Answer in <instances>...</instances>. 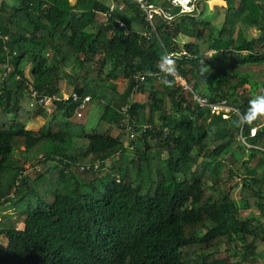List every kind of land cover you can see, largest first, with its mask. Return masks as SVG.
I'll use <instances>...</instances> for the list:
<instances>
[{
    "label": "trees",
    "instance_id": "trees-1",
    "mask_svg": "<svg viewBox=\"0 0 264 264\" xmlns=\"http://www.w3.org/2000/svg\"><path fill=\"white\" fill-rule=\"evenodd\" d=\"M144 1L168 17L149 21L133 0H110L112 10L102 0H0V210L11 211L0 218V264L262 259L264 152L251 149L242 160L238 134L242 124L245 140L264 148V112L243 122L250 102L264 97V81L221 67L234 57L240 66L264 65V0H222L211 9L209 0H192L190 12ZM165 55L195 92L225 100L235 110L230 119L194 106L159 67ZM62 75L102 106L89 133L73 122L75 105L48 114L20 104L29 87L60 93ZM136 94L146 102L132 101ZM123 107L133 133L121 131L125 141L111 135ZM35 116L48 120L31 130ZM97 161V171H79ZM52 171L55 187H38ZM227 173L238 182L223 181Z\"/></svg>",
    "mask_w": 264,
    "mask_h": 264
},
{
    "label": "built area",
    "instance_id": "built-area-1",
    "mask_svg": "<svg viewBox=\"0 0 264 264\" xmlns=\"http://www.w3.org/2000/svg\"><path fill=\"white\" fill-rule=\"evenodd\" d=\"M139 5V8L142 10V12L146 15L147 20L151 21L152 17L154 15H161L165 18L166 14L162 12L160 8H155L151 5H148L144 0H133ZM172 4L178 5L180 7L181 12H190L189 10V3H192V0H184L185 2L182 3L181 0H169ZM114 8V5H110V10ZM187 10H184L186 9ZM184 10V11H183ZM172 55H168V58L170 59ZM172 68V67H171ZM173 69V68H172ZM169 76H171L174 80V83L181 89V91L189 96L191 99V102L194 106L201 108V109H206L209 111V114L211 115H220V117L223 120H229L231 117V113L235 112V110L231 107H229L226 103L225 100H220L216 102L210 101L207 97L197 93L194 91L193 87L191 84L186 83L184 79L177 74V72L173 69L171 72H167ZM144 78L140 77V80L142 81ZM29 89V98L30 101H32L30 107H36L39 106L43 109H47L48 112L53 111L54 107L56 104L59 103H64V104H71L75 105L74 113L72 118H81V112L85 110L88 107V104L90 102V98L88 95L86 96H81L77 92L73 90H66V91H61L60 93H55L51 95H39L37 94L36 91H34L31 87ZM119 128H121L120 131L123 133H130V137H133L132 133V126L129 124L128 120V114L127 110L125 107L120 109V123H119ZM145 127H143L144 129ZM261 130V127H253L249 131V139L253 138L257 131ZM238 139L239 141L246 147V153L248 152L250 154L251 149H258L262 152H264V148H259L255 147L252 145L250 142L248 143L247 140L242 135V124L239 130L238 134ZM100 162H95L94 164H84L79 166V171H85V170H93L97 171L99 169Z\"/></svg>",
    "mask_w": 264,
    "mask_h": 264
},
{
    "label": "rangeland",
    "instance_id": "rangeland-1",
    "mask_svg": "<svg viewBox=\"0 0 264 264\" xmlns=\"http://www.w3.org/2000/svg\"><path fill=\"white\" fill-rule=\"evenodd\" d=\"M71 2H73V0H70ZM104 3L108 4V5H112L110 0H102ZM172 2V1H171ZM181 2H183V0H181ZM173 3V2H172ZM175 4V3H174ZM208 4V8L211 9L213 8L214 6L216 5H219V6H225V3H223L222 0H209L207 2ZM177 5V4H176ZM192 3H189L188 7H189V10H192ZM181 7V6H180ZM184 10H187L184 9ZM183 10V11H184ZM208 19H210L215 25H218L219 24V21L221 20V17L220 16H215V15H209L207 17ZM238 57H234L233 59L236 60ZM230 60V62L221 67L222 70H228V71H233V70H236L238 72H241L242 74H247V75H250V78L251 80L253 81H264V65H248V66H240V65H237L234 61ZM233 61V62H232ZM28 69V68H27ZM26 76H29L28 74V70L26 71ZM61 81L59 83V87L63 90V91H66V90H71L70 87H68L67 83H66V77L64 75H62V77L60 78ZM117 90L118 92H123L127 86V82L124 80V81H118L117 83ZM146 95H141V94H136V96H133L131 98V100H136V101H144L146 102ZM32 101H30V98L29 97H26L24 98L23 100H21V106L29 111V112H32L34 110L35 107H30ZM46 112L48 114H50L47 109H45ZM101 112H102V106H100L98 103L96 102H92L90 104H88V107L83 110L81 112V118H72L73 122H76L77 124H81L84 126L86 132H90L92 131V129L94 128V126H96V123L101 115ZM180 113L178 115H176V117H179ZM48 120V117L47 116H35L32 118V120L29 122L28 124V128L31 129V130H38L46 121ZM111 135L112 136H119L121 140L125 141L126 137L124 136V134L120 131L119 127H116V128H113L112 132H111ZM128 156V158L130 159L132 156H131V153H127L126 154ZM246 156H243L242 157V160L248 158L247 156L249 155V153L247 152L245 154ZM240 160V161H242ZM247 160V159H246ZM50 174H47L46 175H43L42 176V180L41 182H39L37 180L36 182V185L38 187H42L43 185H46L48 186L49 188H54L57 181H56V173H54L53 171L52 172H49ZM228 173L224 175L223 177V181H226L228 180L229 182H233L234 181H237L238 182V179H228ZM237 197V196H236ZM238 198V197H237ZM11 211L9 209H4V210H0V218L2 216H4L5 214H10ZM252 214H255L256 216H258V213L257 212H254L252 211L251 212ZM240 217H243V216H246V213L244 212H240L239 214ZM21 227V226H20ZM7 245V241L5 238H0V250H1V253L4 252L5 250V246ZM259 252H261V254L263 255L262 259L258 261V264H264V249L263 248H260L259 249ZM236 259H231V261H235Z\"/></svg>",
    "mask_w": 264,
    "mask_h": 264
},
{
    "label": "clouds",
    "instance_id": "clouds-1",
    "mask_svg": "<svg viewBox=\"0 0 264 264\" xmlns=\"http://www.w3.org/2000/svg\"><path fill=\"white\" fill-rule=\"evenodd\" d=\"M173 62L168 58V56H163L162 60L159 64V67L162 71L171 72L173 69L170 67V65ZM251 107L249 108L248 112L244 114L243 122H247L250 119H255L256 115L259 113L264 112V97H260L255 101L250 102Z\"/></svg>",
    "mask_w": 264,
    "mask_h": 264
},
{
    "label": "crops",
    "instance_id": "crops-1",
    "mask_svg": "<svg viewBox=\"0 0 264 264\" xmlns=\"http://www.w3.org/2000/svg\"><path fill=\"white\" fill-rule=\"evenodd\" d=\"M228 56H231V53H228ZM233 62V61H232ZM235 62V61H234Z\"/></svg>",
    "mask_w": 264,
    "mask_h": 264
},
{
    "label": "bare ground",
    "instance_id": "bare-ground-1",
    "mask_svg": "<svg viewBox=\"0 0 264 264\" xmlns=\"http://www.w3.org/2000/svg\"><path fill=\"white\" fill-rule=\"evenodd\" d=\"M185 1L183 0V2L182 3H184Z\"/></svg>",
    "mask_w": 264,
    "mask_h": 264
}]
</instances>
